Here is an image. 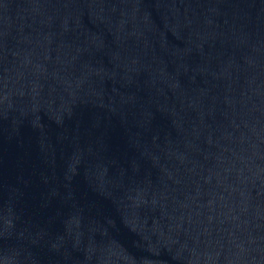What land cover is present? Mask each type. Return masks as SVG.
Segmentation results:
<instances>
[{
	"label": "water",
	"instance_id": "obj_1",
	"mask_svg": "<svg viewBox=\"0 0 264 264\" xmlns=\"http://www.w3.org/2000/svg\"><path fill=\"white\" fill-rule=\"evenodd\" d=\"M0 264H264V0H0Z\"/></svg>",
	"mask_w": 264,
	"mask_h": 264
}]
</instances>
